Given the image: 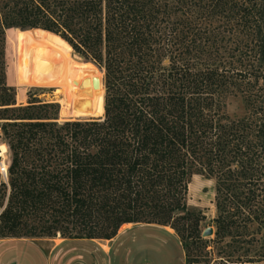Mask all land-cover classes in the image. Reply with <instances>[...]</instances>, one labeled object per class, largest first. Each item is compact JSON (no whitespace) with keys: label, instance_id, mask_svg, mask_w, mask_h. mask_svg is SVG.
<instances>
[{"label":"trees","instance_id":"trees-1","mask_svg":"<svg viewBox=\"0 0 264 264\" xmlns=\"http://www.w3.org/2000/svg\"><path fill=\"white\" fill-rule=\"evenodd\" d=\"M8 38L16 85L35 59L19 84L53 86L68 122L39 114L57 104L18 106ZM41 47L58 55L43 63ZM237 82L264 83V0H0V239L110 241L124 225H158L193 264L225 238L245 255L221 247L215 264L263 262L250 253L264 229V93L230 120L226 100L246 92ZM195 175L216 181L214 240L187 206Z\"/></svg>","mask_w":264,"mask_h":264},{"label":"rangeland","instance_id":"rangeland-1","mask_svg":"<svg viewBox=\"0 0 264 264\" xmlns=\"http://www.w3.org/2000/svg\"><path fill=\"white\" fill-rule=\"evenodd\" d=\"M35 51H39L40 47L36 46L33 48ZM43 58L45 59L43 63L49 62L52 58L58 55V50L51 48H43ZM7 60L9 63V83L16 88V93L23 91V101L18 103V106H28L29 100H34L39 103L36 105L53 104L44 103L41 100V96L46 94L55 93V88L53 86H29L21 87L20 77L22 75L26 76V72H30L31 66H35V59L25 61L22 63L23 67L19 69L17 73V85L15 83V55H14V44L11 39L8 38L7 41ZM73 56L84 60L80 55L76 54L73 50ZM47 59V61H46ZM22 61V60H21ZM86 61V60H84ZM39 63V62H38ZM92 63V62H91ZM75 64H78L75 62ZM88 71L95 70L93 65L86 62H82ZM94 64V63H93ZM23 69V70H22ZM100 70V68H99ZM102 73V87L98 85V91L100 88L104 91V101L106 97L105 89V72L100 70ZM74 76H71L70 83L68 85L69 96H66L69 105H72L73 96V85ZM236 92L245 90L249 92H239L236 96H233L226 100L224 106V114L230 120L243 119L244 117H249L245 98L251 97L250 92H263L264 93V83L259 85H254L251 88L246 86L245 83L237 82ZM250 90V91H249ZM17 96V95H16ZM98 98V97H97ZM102 97H100L101 99ZM67 103V102H66ZM99 103V102H98ZM68 106V105H67ZM97 106V107H96ZM96 106H91L94 110L98 108L99 104ZM39 114L43 118H57L59 125L64 122H68L61 115V108L57 104L53 108H39ZM85 115H71L72 118H81ZM95 113H93L89 118H93ZM69 118V116H65ZM79 120H89V119H79ZM77 121V120H76ZM0 143H3L1 138L0 130ZM6 145V144H5ZM7 146V145H6ZM8 148V146H7ZM9 152V150H8ZM4 153L3 158L0 161V174L5 168L9 167L10 163V153ZM3 172V173H4ZM3 175V174H2ZM4 180L7 178L5 174L3 175ZM215 197H216V181L205 175H195L192 177L189 184V191L187 197V206L189 212L196 216H199L202 221L200 223L199 229L203 234L208 228H213L214 234L210 238L205 240L215 239V224L214 219L217 217V210L215 207ZM258 228L255 224L250 231H254ZM256 240H259L256 248L253 249L251 256H255V253H262L264 250V229H261L259 234L255 236ZM203 238V237H202ZM204 239V238H203ZM179 237L170 227H163L158 225H146V224H132L128 227L120 228L118 235L112 239L111 242L106 243L105 240H95V242L89 240H69L64 239L60 235L53 239L50 238H38V239H0V264H11L16 262L17 264H122L119 260L121 252L123 254L126 251L133 253V264H140L141 259L149 258V264H193L192 258L185 259L184 251L181 249L179 244ZM239 240L233 238H225L223 243L219 246L209 247L208 249H203L199 255L201 257L198 264H215L217 261V251L219 248H223L227 254H232L235 261L239 256L245 255V250H240ZM32 244V245H31ZM109 246L111 247L110 259L107 255H104L102 250L106 247L105 251H109ZM103 247V248H102ZM191 248V246L189 247ZM194 248V247H193ZM230 248V249H228ZM238 252L233 253V250ZM188 252L189 249H188ZM199 252V251H198ZM186 253V250H185ZM196 255V251L192 252ZM124 254V255H125ZM210 255V256H209ZM149 256V257H148ZM203 256V257H202ZM204 256H209L205 257ZM250 256V255H249ZM118 258V259H117ZM158 259V260H157ZM119 260V261H118ZM162 261V262H161ZM120 262V263H119ZM140 262V263H139ZM158 262V263H157ZM128 264V263H127ZM258 264H264L260 262Z\"/></svg>","mask_w":264,"mask_h":264},{"label":"crops","instance_id":"crops-1","mask_svg":"<svg viewBox=\"0 0 264 264\" xmlns=\"http://www.w3.org/2000/svg\"><path fill=\"white\" fill-rule=\"evenodd\" d=\"M127 227H128V225H127ZM99 241H101V240H99ZM112 241V240H111ZM111 241H105L106 243H108V242H111ZM92 242H95V241H92ZM32 245V244H31ZM103 248V247H102ZM110 251H111V247L109 246V251L107 252V251H105V248H103V250H102V252H103V254L104 255H107L108 256V258L110 259ZM126 253H127V255L125 254H123V252H121V255H120V258H119V260H120V262L122 263V264H133V253L132 252H130L129 251V253L126 251ZM149 257V256H148ZM118 259V258H117ZM148 259L149 258H144V259H141V263L140 264H149L150 262L148 261ZM118 260V261H119ZM158 260V259H157ZM110 262H111V259L109 260ZM119 262V263H120ZM162 262V261H161ZM158 263V262H157ZM11 264H17L16 262H13V263H11Z\"/></svg>","mask_w":264,"mask_h":264},{"label":"water","instance_id":"water-1","mask_svg":"<svg viewBox=\"0 0 264 264\" xmlns=\"http://www.w3.org/2000/svg\"><path fill=\"white\" fill-rule=\"evenodd\" d=\"M94 87L96 88V85L94 84ZM55 94H46V95H43L41 96V100L44 102V103H53L56 99H55ZM5 177H7V174L5 173ZM214 234V230L213 228H208L203 234H202V237L204 239H207V238H210L211 236H213Z\"/></svg>","mask_w":264,"mask_h":264},{"label":"bare ground","instance_id":"bare-ground-1","mask_svg":"<svg viewBox=\"0 0 264 264\" xmlns=\"http://www.w3.org/2000/svg\"><path fill=\"white\" fill-rule=\"evenodd\" d=\"M85 83H87V82H85ZM54 92H55L54 94H55L56 100L53 102V104H58V102L61 100V94L59 93L58 90H55ZM75 107L77 108V106H75ZM126 227H127V225L123 226V228H126ZM105 249H106V247H105Z\"/></svg>","mask_w":264,"mask_h":264},{"label":"built area","instance_id":"built-area-1","mask_svg":"<svg viewBox=\"0 0 264 264\" xmlns=\"http://www.w3.org/2000/svg\"><path fill=\"white\" fill-rule=\"evenodd\" d=\"M3 172H4V171L2 170V171H1V174H3ZM5 173H6V172H5ZM5 173H4V174H5ZM4 174H3V175H4Z\"/></svg>","mask_w":264,"mask_h":264}]
</instances>
